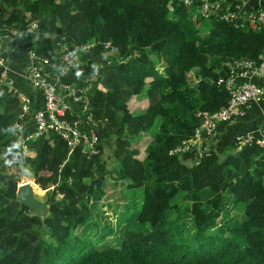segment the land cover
Masks as SVG:
<instances>
[{"label": "trees", "instance_id": "1", "mask_svg": "<svg viewBox=\"0 0 264 264\" xmlns=\"http://www.w3.org/2000/svg\"><path fill=\"white\" fill-rule=\"evenodd\" d=\"M167 3L0 0V34L10 38L13 62L23 65L30 48L59 66L62 51L74 50L79 60L55 78L61 86H91L86 103L102 126L96 154L83 147L67 154L53 133L22 148L11 128L21 124V97L0 87V264H264V146L236 150L228 141L190 166L173 151L228 102L219 80L232 60L258 59L264 27L234 28L199 13L187 19L192 8L172 1L169 12ZM16 170L23 184L31 179L47 189L43 217L15 200ZM115 180L131 191L126 208L134 211L105 213L128 224L117 244L96 249L74 230L98 241L109 231L94 222L91 201L119 187Z\"/></svg>", "mask_w": 264, "mask_h": 264}, {"label": "built area", "instance_id": "2", "mask_svg": "<svg viewBox=\"0 0 264 264\" xmlns=\"http://www.w3.org/2000/svg\"><path fill=\"white\" fill-rule=\"evenodd\" d=\"M172 1L193 8L194 13L192 10L188 11L193 18L199 13L204 18H215L231 23L234 28H241L247 24H253L256 29L264 27V9L249 11L246 17L241 19L237 11L222 8L223 0H168V10H171ZM31 26L34 27V23ZM105 47L108 48L109 45L106 44ZM61 54L64 57V64L59 65V74L64 75L66 68L79 60V55L72 50L68 56L69 50L66 48ZM23 58L21 76L30 88L38 90L41 104L40 107L34 106L30 98L21 97L18 117L23 122L32 118L33 129L30 133L18 136L22 140H27L53 133L65 144L68 152L83 147L89 155L96 154L98 145L101 143L99 131L102 126L93 120L91 110L86 103L85 94L91 86L87 85L80 89L73 88L71 84L61 86L55 75H50L45 71V66H49L50 62L30 48L24 50ZM11 60L12 58H7L0 44V84L5 86L12 83L9 76L11 72H14ZM231 63L230 72L223 80H219L228 92V102L208 113L195 130L193 138L173 149L179 156L190 154L192 164H198L201 157L208 153L205 144L196 143L197 140H205L209 137L217 129L219 123L239 120L243 116V108L255 102L263 93L258 82L264 81V50L257 60L238 58L232 60ZM258 127L254 133L252 131L237 134L232 140L235 149L238 150L246 145L264 146V116ZM21 130L23 131L24 128Z\"/></svg>", "mask_w": 264, "mask_h": 264}, {"label": "crops", "instance_id": "3", "mask_svg": "<svg viewBox=\"0 0 264 264\" xmlns=\"http://www.w3.org/2000/svg\"><path fill=\"white\" fill-rule=\"evenodd\" d=\"M223 9L228 8L229 10H235L238 13V17L244 19L246 17L247 12L253 11L255 9H264V0H223L221 2ZM222 9V10H223ZM0 44L7 56L8 59L12 58V53L9 50L10 38L6 34H0ZM87 54H82L81 60L84 64ZM11 64H13L14 72L9 74L12 83L8 86L9 92H17L20 97H27L31 99V102L34 106L40 107V94L38 90L30 88L29 85L23 80L21 76L22 66L13 62L11 60ZM20 65V66H19ZM18 66L19 68H17ZM45 71L50 75H60L59 66H55L50 63L49 66H45ZM73 76V75H66ZM75 82L77 80L75 77H72ZM258 85L263 89V93L259 96V98L249 105L243 108V116L239 118V120L229 122V123H219L217 124L216 132L205 140L202 139L205 144L208 152L211 149H214L216 152H220L228 143V141L233 140V138L239 133H253L257 130L256 128L260 124L261 118L264 116V81L258 82ZM26 129L22 132V134H27L32 132L33 129V121L32 118L26 121ZM259 128V127H258ZM225 141L224 144L222 142ZM208 142L209 145H208ZM191 159L190 154L182 155L181 160L184 163H189Z\"/></svg>", "mask_w": 264, "mask_h": 264}, {"label": "rangeland", "instance_id": "4", "mask_svg": "<svg viewBox=\"0 0 264 264\" xmlns=\"http://www.w3.org/2000/svg\"><path fill=\"white\" fill-rule=\"evenodd\" d=\"M169 12H171V10H169ZM192 13H194L193 8H192ZM186 17H187V19H193L192 15L190 13H188V12L186 13ZM199 26H198V28L200 29V32L204 33V31L208 29L209 24H208L207 21H204ZM150 55L152 57V60L155 61V59H156L155 56L153 54H150ZM133 56L134 55H131L130 57H133ZM101 58H104V57L102 56ZM154 66H155V69L161 71V68H160L159 64H155ZM93 75H95V74H93ZM83 80H84V78H83ZM140 104L142 106H144L145 105V100H142V103H139V105ZM137 111L139 113L143 112V110H141V109L137 110ZM26 123L27 122L21 121V124L16 125V126H14V123H12L11 124L12 134L15 135V137H17L19 134L21 135L22 132L25 131V129H26ZM22 128H24L23 131L21 130ZM154 128H155V126L153 127V130H154ZM18 130H19V132H18ZM10 134H11V132H10ZM20 141L24 142V140H22V138L20 139ZM141 143H143V142H140L139 144H137L136 147H137L139 155L142 157L144 155H143V150L141 149L143 144L140 145ZM209 143L210 142H208V145H209ZM224 143H225V141L222 142V144H224ZM19 144L21 145L22 143L19 142ZM21 147L25 148V142H24V145H21ZM105 152H108V148H107V150H105ZM178 157L181 159V157L179 155H178ZM189 163H185V164L190 166ZM16 172L20 176L19 179L16 180V184H18L19 186L23 185L22 182H23L24 178L22 177L21 173H19L18 170H16L15 173ZM110 177L112 178V176H110ZM25 179H26V181L27 180L29 181V179H27V178H25ZM115 182H119V181L115 180ZM30 183H33L31 179L29 181V184ZM118 184H119V187L118 186H115V187L112 186V187L108 188V193L105 194L101 198L100 201H98V200H92L91 201L93 203V209L91 211H92V214H93L94 222H98V224H99V226H101V228L104 225H108L109 226V231L107 233H105L103 235H102V233H100L101 240L98 241L96 238L92 239L93 242L97 241L95 243L96 244V246H95L96 248H97V246L99 244H100L99 248H104L106 246H111V245H113V243L117 244V242H119V240H120L119 239V235H121L120 232L122 230V227H124L128 223L119 222L122 217H120L119 219H118V217L115 218V214L119 213L121 211H124V210L125 211L128 210V213L134 211V209L132 208L131 205H129L128 208H126V205L128 204V202L132 201V194H130L131 191L130 190H125L121 186V185H124V183L119 182ZM16 188H17V185L15 186V189ZM30 188L31 189L28 190V192L31 195V200L33 201V205L31 207H27V208L29 209V212L31 214H34V215H36L38 217H43L44 215H46L47 209H48V206H47V204L45 202V198H46V195H47L46 194V190L47 189L46 190L45 189H40L37 185L34 186L32 184H30ZM137 195H138V199H137L136 203L139 204L141 202V200H140V195H141L140 192H138ZM174 199L175 200H179L180 198L179 197H175ZM111 211H112V213L114 212L115 214H113V217H111V220H109V219L106 218V215L108 213H110ZM236 211H237V209H235V208L233 210L229 211V214H231V217L233 216L232 218L238 217V214H237ZM105 213H106V215H105ZM178 219H179V217H178ZM116 222H117V225H116ZM133 226H134V224H133ZM74 231L78 235H81V233L78 230H74ZM184 234L188 235L187 232H184ZM79 239L82 240V237L79 236Z\"/></svg>", "mask_w": 264, "mask_h": 264}, {"label": "water", "instance_id": "5", "mask_svg": "<svg viewBox=\"0 0 264 264\" xmlns=\"http://www.w3.org/2000/svg\"><path fill=\"white\" fill-rule=\"evenodd\" d=\"M30 189L31 188L28 183L17 186L15 189V200L20 204L31 207L33 205V201L31 200V195L28 192Z\"/></svg>", "mask_w": 264, "mask_h": 264}, {"label": "clouds", "instance_id": "6", "mask_svg": "<svg viewBox=\"0 0 264 264\" xmlns=\"http://www.w3.org/2000/svg\"><path fill=\"white\" fill-rule=\"evenodd\" d=\"M98 60H100L98 57H95L94 58V61L95 62H98ZM81 75V73L80 72H77V76H80ZM1 86H4V87H6L5 85H3V84H0V87ZM7 88V87H6ZM91 89V88H90ZM19 132V131H18ZM43 136V135H42ZM18 138V142H20V143H22L21 145H24V142H26V140H24V142L22 141H20V139H21V137L20 136H17ZM38 138V137H37ZM27 140H29V139H27ZM18 145H13V147H17ZM66 147V146H65ZM66 152H67V154H70V152H68V149L66 148ZM181 157V156H180ZM185 164V163H184ZM186 165V164H185ZM22 182V181H21ZM33 182V181H32ZM17 186H19L18 184H16ZM41 189V188H40ZM79 236H81L82 237V240H89V242L93 245V247L94 248H96L95 246H96V242H93L92 241V239L94 238V237H87V236H84L83 234L82 235H79ZM100 247V244L97 246V248L96 249H103V248H99ZM105 248V247H104Z\"/></svg>", "mask_w": 264, "mask_h": 264}]
</instances>
